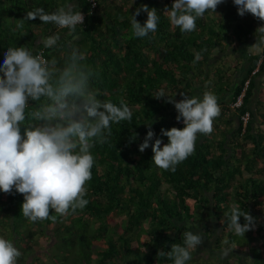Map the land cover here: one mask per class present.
Returning a JSON list of instances; mask_svg holds the SVG:
<instances>
[{"label":"trees","instance_id":"trees-1","mask_svg":"<svg viewBox=\"0 0 264 264\" xmlns=\"http://www.w3.org/2000/svg\"><path fill=\"white\" fill-rule=\"evenodd\" d=\"M69 3L84 15L83 24L74 30L27 18L37 8L51 13ZM173 3L0 0V59L4 49L25 46L61 65L70 49H79L93 72L90 84L98 97L117 104L123 100L132 113L130 120L112 124L107 141L91 149L94 165L84 185L88 203L83 208L63 215L50 209L47 218L33 222L23 215V194L15 189L0 192V236L14 245L17 237L23 242L16 264H171L159 254L182 243L189 229L198 227L204 233L210 216L223 233L211 234L216 237L215 250L246 246L254 264H264V245L252 243L255 232L263 231V209L256 207L264 202V178L256 174L264 177V133L254 120L260 115L264 125V112L251 106L255 77L264 71V51L250 55L247 75L239 81L235 70L240 63L232 66L222 54L254 36L264 20L251 13L241 16L233 0H223L215 12L209 10L196 20L194 31L182 33L165 13ZM143 5L156 9L160 20L155 33L141 38L135 36L130 20ZM136 19L143 24L147 13L142 11ZM53 36L59 37L56 45L44 47L42 41ZM244 89L242 105L233 107ZM160 92L166 97L156 98ZM205 92L217 97L220 109L212 132L197 134L195 151L175 171L157 167L151 144L157 138L168 143L161 129L185 126L182 119L177 121L178 112L168 98L178 102L184 93L202 99ZM247 112L250 119L245 124L241 117ZM149 124L156 135L141 152ZM27 127L21 124L22 137ZM250 141L254 147L247 150ZM233 205L254 218L245 236L237 237L227 227L225 214ZM240 222H245L243 217ZM39 236L53 240L57 251L46 263L34 256ZM211 244L205 243L206 251Z\"/></svg>","mask_w":264,"mask_h":264},{"label":"clouds","instance_id":"clouds-1","mask_svg":"<svg viewBox=\"0 0 264 264\" xmlns=\"http://www.w3.org/2000/svg\"><path fill=\"white\" fill-rule=\"evenodd\" d=\"M223 0H174L166 9L170 23L182 33L196 29V20L205 12L215 9ZM238 14L251 13L264 20V0H233ZM147 13L141 24L136 17ZM29 20H39L59 28L74 30L83 24L84 15L69 3L54 12L37 8L29 12ZM160 16L147 5L137 8L131 16L135 36L146 37L155 33ZM260 42L264 43V27L258 29ZM58 36L42 41L44 47L56 45ZM0 59V192H16L24 195L22 212L35 222L49 216L50 209L61 215L83 208L84 185L91 179L94 156L91 149L96 143H105L111 134V125L130 120L129 106L101 99L92 89V70L85 63L79 49L69 50L63 64L46 61L25 46L4 49ZM200 59L199 55L196 57ZM173 103L178 112L177 121L183 120L182 129H161L168 143L155 139L151 144L153 163L165 170L175 171L178 164L187 159L196 146L197 134L212 132L213 119L219 115L217 97L205 92L203 98L189 97ZM166 97L160 92L156 98ZM31 121V123H26ZM21 124H27L21 135ZM149 131L139 150L143 152L155 137ZM163 145V146H162ZM227 227L240 237L254 227V218L233 205L225 214ZM241 217L244 223L240 222ZM204 233L197 228L182 234V243L173 244L166 253L171 264H193L197 250L204 242ZM229 242L225 241L227 245ZM234 245L222 247L216 253L218 264L229 262ZM20 252L13 241L0 236V264H16Z\"/></svg>","mask_w":264,"mask_h":264},{"label":"crops","instance_id":"crops-1","mask_svg":"<svg viewBox=\"0 0 264 264\" xmlns=\"http://www.w3.org/2000/svg\"><path fill=\"white\" fill-rule=\"evenodd\" d=\"M260 27H264V26H260ZM260 35L261 34L257 32L254 36L245 40L244 42H239V43L234 44L233 46H229V48L226 49L222 53L224 54V56L228 57V60L226 62H228L229 64H232V66L236 67L237 65L238 67V63H240L239 67L235 70L237 71V73L235 74V78L238 81L243 79L247 75L248 68H249L248 58L250 57V55L260 54L262 51H264V43H261L259 40ZM261 61L259 62V65L261 64ZM259 65L257 66L254 72H257L259 70L260 68ZM255 82H256V90H255V96L251 102V106L255 110L258 109L259 111L264 112V71L257 74V76L255 77ZM254 123H255L256 128L260 130L262 133H264L263 118H261L260 115L256 116ZM246 147H247V150L253 149L254 143L250 141L248 142ZM258 151L259 150L257 149V152ZM250 176H251L250 174L245 175V177L247 178ZM256 177L258 179L259 177L264 178L263 176H260L258 174H256ZM257 208L263 209V213H260L261 214L260 222H263L262 224L263 231L261 232L260 235L255 232L254 237L252 238L253 239L252 243H254V246L264 245V202L261 205H258L256 209ZM205 224L206 225H203L204 234H205L204 242L198 249V250H201L198 252L199 256L201 255L200 253H203L206 251L205 243L213 241L215 244L216 237H217V236L216 237L212 236L213 234L216 235L217 230H218L217 227L219 224L217 220L212 218V216H210L209 220ZM225 239H226V236H225ZM214 244L212 243L211 248H208L206 252H208L211 255V257L214 259V264H218V261L216 259V253L219 252L220 250H215L213 246ZM228 259H229L230 264H254V260L250 253V250L246 246L243 248H234ZM210 263L212 264V261ZM220 264H228V262H220Z\"/></svg>","mask_w":264,"mask_h":264},{"label":"rangeland","instance_id":"rangeland-1","mask_svg":"<svg viewBox=\"0 0 264 264\" xmlns=\"http://www.w3.org/2000/svg\"><path fill=\"white\" fill-rule=\"evenodd\" d=\"M2 226H3V224H0V227H2ZM49 234H52V232H49ZM217 235L223 236V233H222V231H220V228L217 230V233L215 236H217ZM18 240H19V238L17 237L15 240V245L17 248H21L23 246V242L18 241ZM38 241H39V249L34 256L39 257L40 262L46 263L49 261V257L56 255L57 251L53 247V240L50 241V239L48 237L39 236ZM210 243L214 244L213 241H211ZM209 248H211V245ZM199 251H201V250H197V253L195 256L196 262L194 260L193 264H198V263L203 264L205 261H206L205 264H211L210 263L211 261H212V264H214V259L211 257V255L208 252L205 251L203 253H200L201 255L199 256V254H198Z\"/></svg>","mask_w":264,"mask_h":264},{"label":"built area","instance_id":"built-area-1","mask_svg":"<svg viewBox=\"0 0 264 264\" xmlns=\"http://www.w3.org/2000/svg\"><path fill=\"white\" fill-rule=\"evenodd\" d=\"M94 5H96V3H94ZM37 55H40L43 59L46 60V57L44 56V53L42 51H40ZM47 61V60H46ZM248 83L249 82H246V87L248 86ZM245 87V89H246ZM245 89L243 91V93L238 97L237 101L233 104V107H239L242 105L243 103V98H244V95H245ZM242 120L244 121L245 124L248 123L249 119H250V113L247 112L246 114H244L242 117Z\"/></svg>","mask_w":264,"mask_h":264}]
</instances>
